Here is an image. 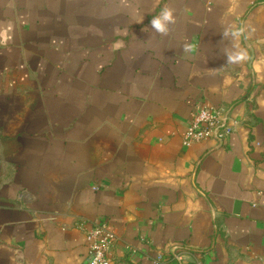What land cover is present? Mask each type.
Instances as JSON below:
<instances>
[{
	"label": "crops",
	"instance_id": "1",
	"mask_svg": "<svg viewBox=\"0 0 264 264\" xmlns=\"http://www.w3.org/2000/svg\"><path fill=\"white\" fill-rule=\"evenodd\" d=\"M204 104L238 126L186 146ZM95 220L110 264H264V0H0V264H87Z\"/></svg>",
	"mask_w": 264,
	"mask_h": 264
},
{
	"label": "built area",
	"instance_id": "2",
	"mask_svg": "<svg viewBox=\"0 0 264 264\" xmlns=\"http://www.w3.org/2000/svg\"><path fill=\"white\" fill-rule=\"evenodd\" d=\"M238 121L222 106L200 105L188 124L182 141L186 146L206 139L222 141L236 130ZM90 249L87 264H110L109 249L117 239V234L105 220L82 222ZM154 260L164 264V254L158 251ZM197 264H201L197 261Z\"/></svg>",
	"mask_w": 264,
	"mask_h": 264
},
{
	"label": "clouds",
	"instance_id": "3",
	"mask_svg": "<svg viewBox=\"0 0 264 264\" xmlns=\"http://www.w3.org/2000/svg\"><path fill=\"white\" fill-rule=\"evenodd\" d=\"M142 22V21H141ZM175 18L173 15V10L165 7L158 16H155L150 21V27L151 29L155 30L157 33H160L162 35H167L169 32L168 25L174 24ZM146 30V28L144 29ZM244 29H238L232 32H229L228 30H225L223 33L224 37H228L231 35L233 39L238 38L240 35L243 34ZM188 45H185V51L189 50ZM238 49V46H236ZM248 59L247 52L238 49L235 52H226V63L227 64H234V63H240Z\"/></svg>",
	"mask_w": 264,
	"mask_h": 264
}]
</instances>
